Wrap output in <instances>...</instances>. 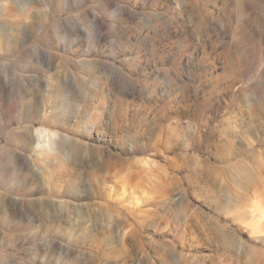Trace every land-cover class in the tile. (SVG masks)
I'll list each match as a JSON object with an SVG mask.
<instances>
[{"label":"rangeland","instance_id":"1","mask_svg":"<svg viewBox=\"0 0 264 264\" xmlns=\"http://www.w3.org/2000/svg\"><path fill=\"white\" fill-rule=\"evenodd\" d=\"M0 264H264V0H0Z\"/></svg>","mask_w":264,"mask_h":264},{"label":"bare ground","instance_id":"2","mask_svg":"<svg viewBox=\"0 0 264 264\" xmlns=\"http://www.w3.org/2000/svg\"><path fill=\"white\" fill-rule=\"evenodd\" d=\"M60 138V134L49 129H39L37 130V142L38 146L46 152H51L55 150L57 145V139ZM245 216H243L244 218ZM240 219V216H234V220L238 221L239 225L242 227H248L253 233L257 232L258 227L255 224L248 223ZM253 222V221H252ZM259 226V225H258ZM260 228V227H259ZM261 230V228H260Z\"/></svg>","mask_w":264,"mask_h":264}]
</instances>
